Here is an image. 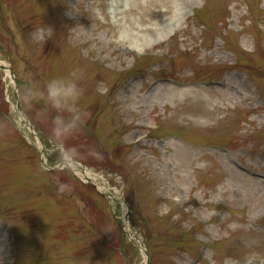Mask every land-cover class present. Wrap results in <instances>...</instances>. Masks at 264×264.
Masks as SVG:
<instances>
[{
  "label": "rangeland",
  "instance_id": "rangeland-1",
  "mask_svg": "<svg viewBox=\"0 0 264 264\" xmlns=\"http://www.w3.org/2000/svg\"><path fill=\"white\" fill-rule=\"evenodd\" d=\"M0 264H264V0H0Z\"/></svg>",
  "mask_w": 264,
  "mask_h": 264
},
{
  "label": "clouds",
  "instance_id": "clouds-1",
  "mask_svg": "<svg viewBox=\"0 0 264 264\" xmlns=\"http://www.w3.org/2000/svg\"><path fill=\"white\" fill-rule=\"evenodd\" d=\"M52 28L41 26L30 34L35 44H45L47 39L54 38ZM83 70L74 67L63 75L48 79L43 87L28 85L23 91L26 104H42L45 113L54 112L51 121L50 139L57 144L65 143L79 131L90 118V112L84 107L85 89L81 85ZM70 150L69 154H74Z\"/></svg>",
  "mask_w": 264,
  "mask_h": 264
}]
</instances>
